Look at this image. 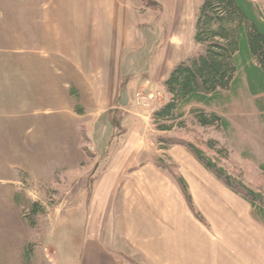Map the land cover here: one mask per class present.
Returning <instances> with one entry per match:
<instances>
[{
	"label": "crops",
	"instance_id": "crops-1",
	"mask_svg": "<svg viewBox=\"0 0 264 264\" xmlns=\"http://www.w3.org/2000/svg\"><path fill=\"white\" fill-rule=\"evenodd\" d=\"M44 1L29 60L0 63V118L14 120L15 134L37 135L31 161L20 166L37 184L46 182L39 168L84 182L86 141L97 148L100 187L90 196L95 239L84 249L85 264H125L127 256L142 264H264V228L251 206L200 169L183 174L210 227L201 223L179 184L159 168L155 147L143 142L141 121H132L142 117L135 94L152 74L138 73L143 21L132 0ZM176 8L170 31L178 42L161 50L151 67L157 66L155 79L171 77L196 36L192 9ZM117 111L126 115L127 132L115 141Z\"/></svg>",
	"mask_w": 264,
	"mask_h": 264
},
{
	"label": "rangeland",
	"instance_id": "rangeland-1",
	"mask_svg": "<svg viewBox=\"0 0 264 264\" xmlns=\"http://www.w3.org/2000/svg\"><path fill=\"white\" fill-rule=\"evenodd\" d=\"M253 1L264 12V0ZM44 2V0H0V63L13 64L20 58V61L29 60L31 48L37 46L39 24L36 21L45 12ZM203 2L204 0H187L183 8L182 13L186 12V7L192 9L191 28L195 32ZM132 4L143 21L141 26L143 41L139 49L143 53L142 58L137 60L141 61L143 69L138 73L146 74L148 68L152 72L150 76L144 77L150 79L146 87H139L135 94L136 106L141 109L142 113L139 114L142 117L137 119L132 116L134 118L132 121H141L140 125L145 128L143 142L155 147L157 162L161 164L162 161L170 170L159 168L171 177L173 174L184 177L183 174L191 175L189 173L195 174V171L198 174L199 169L214 176L188 148L173 146L162 149L164 147L160 144V139L169 137L186 140L207 151V142L214 140L220 143L219 150H226L230 154L229 160L222 162L230 174L244 181L255 191L264 193V172L261 169L264 166V112L260 104L264 97L252 96L246 84L227 104L209 109L210 112H218L231 122V128L228 130L201 128L189 114L187 130L166 135L159 133L154 126L153 118L169 102L170 97L165 88L164 79L167 76L161 77L159 74V78L155 79L158 74L157 66L154 71L151 67L153 69L159 63L161 50L169 42H178L177 37L170 31V21L175 7L179 11L178 4L171 0H132ZM196 51L197 45L194 39L190 44L189 53L175 60L176 64L174 63L172 67L175 69L191 58ZM137 61L135 62L138 63ZM9 73L10 71L7 70L6 74ZM229 96L226 95V98H230ZM125 119V113L118 111L113 113L112 123L117 131L115 141L127 132L124 129ZM13 123V119L0 118V126L3 127L0 129L2 131L0 133V264H85L84 252L87 250L85 247L95 239L94 225L92 226L90 221L93 217V199L90 196L100 187L97 182L96 166L101 162L94 156L98 154L97 148L86 141L84 152L86 159L81 166L86 167L88 172L84 182H66V176L61 170L49 177V173L45 172L44 168L43 170L39 168L38 174L45 178L46 182L37 184L33 176L20 166L31 161L29 147L35 144L38 137L34 134H15ZM177 150L186 152V156H179ZM210 154L216 158L220 157L217 152ZM179 159L181 163L178 162ZM189 159L193 160V164L197 167ZM11 191L16 194L14 198L10 195ZM230 191L238 200L245 201L253 209L252 205L240 195ZM191 193L193 195L192 190ZM195 203L197 212L206 220L204 224L210 227L196 199ZM34 204H39L46 210L45 215L33 219L37 222L36 228L31 226L29 210V206ZM191 212L198 219L192 210ZM258 223L264 228L263 223ZM28 254L31 255V260L28 259ZM122 261L125 264H132L131 261L142 264L140 258L131 256L122 258Z\"/></svg>",
	"mask_w": 264,
	"mask_h": 264
},
{
	"label": "trees",
	"instance_id": "trees-1",
	"mask_svg": "<svg viewBox=\"0 0 264 264\" xmlns=\"http://www.w3.org/2000/svg\"><path fill=\"white\" fill-rule=\"evenodd\" d=\"M195 42V54L178 65L165 82L170 100L153 118L154 126L163 135L187 130L189 114L201 128L230 129L231 122L227 118L209 109L227 104L246 84L252 96L264 97V12L253 0H204ZM260 104L264 110V100ZM160 144L164 147L162 149L173 146L188 148L209 172L250 203L254 218L264 224V193L250 188L222 165L224 160H229L230 154L219 150V142L208 141V151L193 142L169 137L160 139ZM210 152H217L220 157L216 158ZM163 164L161 161L158 166L169 169ZM261 169L264 172V166ZM173 178L181 187L191 210L204 224L205 219L197 212L185 178L176 174ZM29 207L31 226L36 228L37 222L33 219L45 215L46 210L39 204ZM28 255L31 260V255Z\"/></svg>",
	"mask_w": 264,
	"mask_h": 264
},
{
	"label": "bare ground",
	"instance_id": "bare-ground-1",
	"mask_svg": "<svg viewBox=\"0 0 264 264\" xmlns=\"http://www.w3.org/2000/svg\"><path fill=\"white\" fill-rule=\"evenodd\" d=\"M174 1L177 2L178 10H179L180 13H182L183 12V8H185V6H186L187 0H174ZM204 221H206V220H204Z\"/></svg>",
	"mask_w": 264,
	"mask_h": 264
}]
</instances>
